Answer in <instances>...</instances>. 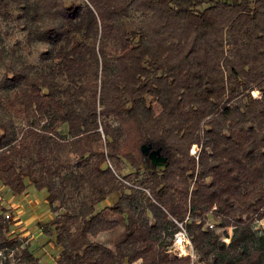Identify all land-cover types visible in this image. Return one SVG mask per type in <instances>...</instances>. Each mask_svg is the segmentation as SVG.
I'll list each match as a JSON object with an SVG mask.
<instances>
[{"label":"trees","instance_id":"16d2710c","mask_svg":"<svg viewBox=\"0 0 264 264\" xmlns=\"http://www.w3.org/2000/svg\"><path fill=\"white\" fill-rule=\"evenodd\" d=\"M0 186L55 264H264V0H0Z\"/></svg>","mask_w":264,"mask_h":264},{"label":"rangeland","instance_id":"374dc122","mask_svg":"<svg viewBox=\"0 0 264 264\" xmlns=\"http://www.w3.org/2000/svg\"><path fill=\"white\" fill-rule=\"evenodd\" d=\"M20 36V35H18ZM41 50V48H38V51ZM38 51L35 52V56L37 55ZM158 109H156V112ZM145 151H147V148H144ZM196 148H192V152H195ZM149 156L152 158L154 164L156 167L160 168L161 161L160 157L156 155L155 152H151ZM27 193L32 197V199L39 201L40 203V210L37 213V215H40L39 221H32L28 224V226L24 230H28L29 233L32 235L29 238L23 237V236H18L20 232L13 231V233L16 234L18 238H21L23 241H26V239H29V250L40 260L45 263V264H55V259L58 256L59 249L57 246H54L51 242H48L49 238L42 233L39 223H48L51 220V212L48 207V205L45 204L43 201L45 199V191L44 190H37L33 186L28 187ZM12 198L13 201L19 202L21 196L20 195H13L11 192H9L7 189H4L3 187L0 186V197L3 199V202H6L9 198ZM2 201V200H1ZM42 201V202H41ZM7 206V205H6ZM30 217V214H27L23 217V220L28 221ZM261 227H264V219L261 222ZM260 227V228H261ZM259 228V229H260ZM11 230H13V226L11 227ZM12 235V234H11ZM89 238L91 240H96L100 242H106L108 238H110V235L105 233V234H93L89 235ZM227 242V241H226ZM111 246V244H109Z\"/></svg>","mask_w":264,"mask_h":264},{"label":"crops","instance_id":"0c3cea01","mask_svg":"<svg viewBox=\"0 0 264 264\" xmlns=\"http://www.w3.org/2000/svg\"><path fill=\"white\" fill-rule=\"evenodd\" d=\"M21 198L19 202H15L12 200L13 196L9 198L6 202H3V199L0 203L5 206L6 208H9L11 215V223L13 226V230L10 231L11 236H16L13 231L20 232L18 236L27 237L30 239L32 236L29 231L26 229L24 230L28 224L32 221H39L40 215H37V213L40 210V203L37 200L32 199V197L27 193H23L20 195ZM45 204L47 205L46 200H43ZM42 202V201H41ZM7 205V206H6ZM27 214H30L29 220H23V217ZM51 216V215H50ZM52 218V216H51ZM17 237V236H16Z\"/></svg>","mask_w":264,"mask_h":264},{"label":"built area","instance_id":"2783aa9c","mask_svg":"<svg viewBox=\"0 0 264 264\" xmlns=\"http://www.w3.org/2000/svg\"><path fill=\"white\" fill-rule=\"evenodd\" d=\"M9 213L5 214L6 218L9 217ZM175 224L178 226V230L175 232L173 236V241H172V248L174 251V254L176 256H186L189 255L191 260L194 261L196 259V255L192 249V245L189 239V236L187 234V231L185 230L184 226L182 223H178L175 221ZM255 228H260L261 221L256 220L255 221ZM209 228H213V224L208 223ZM225 241H228L225 239ZM17 248H12V249H0V264H17L15 260V252H17Z\"/></svg>","mask_w":264,"mask_h":264}]
</instances>
